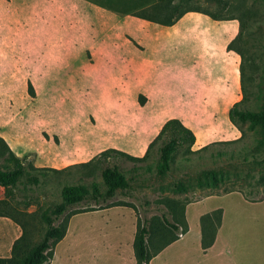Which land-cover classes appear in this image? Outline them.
<instances>
[{"label":"rangeland","instance_id":"374dc122","mask_svg":"<svg viewBox=\"0 0 264 264\" xmlns=\"http://www.w3.org/2000/svg\"><path fill=\"white\" fill-rule=\"evenodd\" d=\"M85 1L90 14L91 7L99 6V21L89 17L87 32L92 39L87 45L72 44L70 50L52 40L67 33L59 24L62 7L54 10L56 0H0V137L26 167L42 168L33 171L38 184L23 180L7 191L0 186L5 213L0 215V257L10 256L21 233L16 221L26 225L32 242L38 241L44 232L41 214L61 201V187L94 181L103 188L101 170L106 165L115 164L125 173L129 189L117 190L114 206L97 207L92 199L77 205L81 212L69 219L50 264H131L134 217L136 223L167 227L165 215L182 228L186 215L194 227L202 210L217 203L251 201L244 200L242 193L260 197L264 192V148L254 149L260 135L228 118L229 108L243 97L242 85L247 98L240 107H260L264 0ZM78 4L79 26L85 11L83 2ZM74 7L69 4L67 11ZM186 10L191 11L183 25L164 24ZM58 17L53 29L51 22ZM149 22L164 30L157 43L165 47L161 55L145 54L158 34L152 37L147 30L137 37L132 30ZM168 28L174 34L167 36ZM98 38L103 49L96 45ZM117 45L121 54L135 47L136 60L151 59L153 65L139 67L137 62L129 68L127 59L118 62L104 55ZM54 48L62 57L49 61L50 55L58 58ZM172 86L179 91L171 95ZM149 87L162 94L160 101L144 90ZM212 100L216 108L199 107ZM170 118L188 123L197 140L192 150L208 148L179 149L172 169L162 175L153 168L146 170L156 160L160 142L145 161L99 155L115 148L142 156ZM6 157L7 149L0 142V166L6 164ZM176 184L186 190L178 191ZM257 207L263 212L264 229V202Z\"/></svg>","mask_w":264,"mask_h":264},{"label":"trees","instance_id":"16d2710c","mask_svg":"<svg viewBox=\"0 0 264 264\" xmlns=\"http://www.w3.org/2000/svg\"><path fill=\"white\" fill-rule=\"evenodd\" d=\"M188 11L191 10L179 13L175 19L166 21L164 24L167 26L173 25ZM142 18L152 21V19ZM237 53L241 58L243 57L242 51L238 50ZM241 88L243 97L229 108L228 118L233 124H247L249 128L257 130L260 135L254 148L255 152H257L264 148V84L258 95L260 107L257 110L240 107L241 103L247 98L244 85ZM241 132L242 136L243 131L241 130ZM195 139V134L189 127L185 126L178 118H170L162 124L158 134L150 141L142 156H134L115 148H107L101 151L99 155L107 157L114 155L132 162L145 161L152 147L160 142L157 147L156 160L148 163L146 170L153 168L156 174L162 175L172 169L175 163L174 154L179 149H183L184 152H197L208 148L209 145H204L197 150H192ZM236 140L238 139L233 141ZM0 142L4 144L8 152V157L5 159L6 164L0 166V186L7 191L8 189H16L23 180L29 184H38L39 176L33 171H42V168L26 167L2 137H0ZM253 156H256L254 152ZM262 160H264V156ZM135 174H137L136 171ZM101 179L103 188L94 181L90 185L82 183L64 184L60 190L61 201L56 203L49 213L44 212L41 214L44 232L38 241L32 242L28 236L26 225L16 221L21 228V233L11 245L10 256L0 257V264H49L53 258L56 244L67 232L69 219L72 215L81 212L76 208L77 205L87 199H92L97 207L101 208L117 205L115 200L117 190L126 191L130 187V179L115 164L106 165L102 168ZM174 188L178 191L186 190V187L180 184H176ZM242 194L245 199L251 201H258L264 198V192L260 197H250L244 193ZM101 201L103 204H100ZM3 203L4 200H0V204ZM220 214L221 210L217 209L201 217L203 247H208L213 242L219 225ZM0 215H5L1 207ZM162 219L168 228L162 224L158 226V223H150L148 225L137 221L133 239V249L137 264H148L154 253L178 237L177 231L180 226L169 222L165 215H162ZM183 223L181 230L185 232L187 230L185 218Z\"/></svg>","mask_w":264,"mask_h":264},{"label":"crops","instance_id":"0c3cea01","mask_svg":"<svg viewBox=\"0 0 264 264\" xmlns=\"http://www.w3.org/2000/svg\"><path fill=\"white\" fill-rule=\"evenodd\" d=\"M78 2H83L84 5L82 6V11H85L84 20L80 21L79 26H78V18H77V10L79 9ZM69 4L75 5L74 7L75 9L73 12L67 11ZM55 6L56 7H54V10L56 8V11H57V6L62 7V11H60L61 12L60 17L62 22H60L59 24H62L64 28L67 29V33L63 37L57 39L54 36V38H52V40H54L55 42V46L57 44L61 45L63 43L64 47L67 46L66 48H69L71 50L72 44L82 43L87 45V43H89V39H92V37L89 38V34L87 32V30H89L88 28L89 17L91 18V20L96 17L97 20L99 21V6L95 5V7L93 8L91 7V9L93 10L91 12L93 14L89 13L88 5L85 0H56ZM188 13H185L182 17H180L177 20V22H175L173 25H170L169 27L173 28L172 26L178 24L183 25V22L186 21L185 18L189 16L187 15ZM60 17L52 20L51 26L53 27V29H56L54 23L57 19H60ZM132 30L134 31V34L137 37H141V35L146 34L147 30L150 31L149 33L152 37L158 34L157 38L154 37L153 39H151V42L148 46L149 51L147 50L145 54L147 55V53H150L151 55H161L162 52L161 50L164 49L165 47L163 46L161 49L160 47H158L157 43L159 39H161L160 33L163 32L164 30H162L159 27V25L150 22L148 24L142 23L138 25V27L133 28ZM167 30H168L166 31L167 36L173 33L172 29L168 28ZM98 36H99V32H98ZM69 37H71V41L66 43L67 42L66 40ZM96 45H99L100 49H103L105 47L104 44L99 43V38H98V42H96ZM113 46L111 50L110 51L107 50L104 53V55L109 58L112 57L114 61L116 60L119 62L122 59H127L129 68L137 65V62L139 67L143 65V63L145 64L149 63L150 65H153V63H151L152 60L149 59L150 57L148 58L149 60L146 59L144 60V62H139V60L137 61L136 57L137 54L139 53L136 52L135 47L129 49L127 54H121L120 47L117 45V47L114 48ZM66 50L67 49H65V51ZM54 52H56V48H54ZM67 56H69V54ZM61 57L62 55L60 54H58V58L55 55L54 56L50 55V57H48V60L58 61ZM38 59L40 58L36 57L35 60ZM84 66L85 65L80 66L79 69H81V67ZM113 68L115 71L119 70L118 67H113ZM22 70L23 69H20L18 71L21 72ZM29 71L32 72L30 69ZM33 75L35 76V74ZM35 77H37V75ZM206 81L207 80L205 81L203 80V83L206 84ZM144 90L153 93L152 99L155 98L154 99L155 102L160 101L162 94L158 93L154 87H149L148 89H144ZM178 91L179 90H177L176 86H172L169 89L171 95L176 94ZM163 92L164 91L161 90V93ZM200 106L201 108H206V109H210V108L214 109L217 107L214 100L209 101L207 103L202 102L201 104H199V107ZM181 122L185 126L188 125V123L184 121ZM196 142L197 140L195 139L194 144H196ZM235 192H230V193H235ZM243 198L244 200H246L245 197ZM263 202L264 201H229L227 204L217 203L215 204V206L199 212L197 216L198 223L194 227L190 224V221L188 220L187 216L184 214L187 224V230L185 232H182L181 230L182 228L179 227L180 231H178L177 233L178 237L175 240L163 246L156 253H154L151 256L148 264H264V229L263 227H261L262 226L261 217L263 212H260V210L257 207L261 205ZM191 203L187 204L185 207H188V205H191ZM217 209L221 210V214H220L219 225L215 232L214 240L208 247H203L201 217ZM132 225L133 228L131 231V238L129 239V243L130 241H132V247H133V239L136 232L135 217L133 218ZM129 260L131 264H137L134 254V249H133V261L132 258H129ZM50 263L51 261L49 262V264Z\"/></svg>","mask_w":264,"mask_h":264}]
</instances>
